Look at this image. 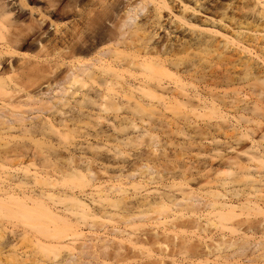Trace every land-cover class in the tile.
I'll list each match as a JSON object with an SVG mask.
<instances>
[{
    "label": "bare ground",
    "instance_id": "6f19581e",
    "mask_svg": "<svg viewBox=\"0 0 264 264\" xmlns=\"http://www.w3.org/2000/svg\"><path fill=\"white\" fill-rule=\"evenodd\" d=\"M33 1L0 0V264H242L264 242V0ZM61 83L65 110L38 99Z\"/></svg>",
    "mask_w": 264,
    "mask_h": 264
},
{
    "label": "rangeland",
    "instance_id": "374dc122",
    "mask_svg": "<svg viewBox=\"0 0 264 264\" xmlns=\"http://www.w3.org/2000/svg\"><path fill=\"white\" fill-rule=\"evenodd\" d=\"M46 1H48V0H46ZM79 1L80 2L82 1V4L84 3L85 5L86 4L87 5L90 4V0H79ZM50 2H52L54 4L58 3L57 5H58V7H60L59 11L62 12V10H63L62 7H64V5L66 3V0H51ZM44 4H45L44 0H41V1L34 0L31 4L28 5L29 6L28 8H31V7L32 8H44ZM52 18H54V20L57 19L56 17H52ZM20 20L22 21L23 26H24V35H26V34L31 35V32L27 28V26L29 25L28 17L21 18ZM56 22H58L60 25H63V23H64L63 20L62 21L61 20H56ZM250 35H252V34H250ZM51 37L52 36H50V38ZM45 42L48 43L46 45H51V44H49L50 42H48V41H45ZM45 42H43V43L45 44ZM29 43H30V41L28 40V44ZM37 51L38 50H36V48L34 46H32V44L31 45L29 44L28 47H25L24 51H22L19 54H24V56H26V57H32V56L36 55ZM45 51H46V49H45ZM46 52L50 53V50H48V48H47ZM44 53H42L40 55H42V57H43V55L45 56V54L49 55V53H45V54ZM21 58H22L21 56H15L14 58H11L10 59V61H11L10 64H8V62H7L2 67L1 73H4L5 76H7V74H9L8 65L9 66H11V65L13 66V68L15 70L14 72H19L20 70L18 68L23 63V60H21ZM23 84H25V82ZM45 87H46V85L41 87V89H43V95L38 96V99H40L42 101H47V102H50V103L54 104V108L55 109L65 110L66 108H65V106H63V101H61V103L59 101H57L61 97L64 98L62 96V93H61L62 92L61 89L63 87L62 83L52 87V89L50 91L46 92V93H45V89H46ZM30 88L31 89H24L23 88L22 92L17 94V96L14 97L12 99V101L24 102L26 100V97H25L26 94H32V95L36 94L37 89L34 88V87L33 88L30 87ZM36 100H37V98L35 97L33 99V102H30L28 104L29 105L28 107L30 109H32V111H28V113H27V115L29 116V119H33L34 122H36V118L35 117L38 115L37 111L35 110L37 108L36 107ZM62 100H64V99H62ZM4 101H7V99H4ZM38 102L39 101H37V103ZM29 108H24L23 110H30ZM263 108H264V105H263ZM263 132H264V112H262V116H261V119H260V129H259V133L262 134ZM138 133H139V130H136L135 133L133 132L134 135H137ZM262 144H264V141L262 142ZM221 152L222 153H228L229 152L230 155H234V154H231V152H232L231 150H227V149L226 150H222ZM188 157H189L190 161L193 163V166L196 168L194 173H195V176H196V178L198 180L201 179V180L210 181V184L207 185V187H210V188H212V187H214V188L215 187H220V182H221L220 181V177L216 176L214 171H211V169H209V171H208V169L203 170L202 168H200L201 164L203 162L202 161V159H203L202 157L196 156V152L190 153ZM197 171H198V175L196 174ZM135 179H136V177L133 180H135ZM195 185H196L195 181L190 184V186L193 187V188H196ZM124 186H125V188H129L128 186H126V183H124ZM260 187L261 186H259V188ZM225 188H226V190H231L230 187H225ZM220 191H222V190L220 189ZM194 202H195V204H197L196 200H194ZM108 227H107V229H109L108 231H104V230L101 229L100 232H99V235L103 234V232H105L106 234H108V232L110 233V227L111 226H108ZM144 229L142 231H146L147 230V228H144ZM134 233L136 235H139V232H134ZM111 235L114 236V237H117V238L118 237L121 238V237L126 236V234H119L117 231H113L111 233ZM136 235H134V236H136ZM200 237L203 238V240L212 248L213 245L215 244V240L217 239V231L210 230L208 233H200ZM95 238L96 237L93 236V235H88V240H94ZM194 239L196 240V238H194ZM88 244H89V242H88ZM261 247H264V242L262 244L251 245L250 247H248V249L245 252L240 253V254H234V257L240 256V259L243 260L241 262L242 264H250L251 262L254 263L257 260L256 257L260 253V248ZM246 255L248 256V259H245ZM234 257L230 256V260H232ZM212 259H214V258H212ZM249 259H250V261H248Z\"/></svg>",
    "mask_w": 264,
    "mask_h": 264
}]
</instances>
